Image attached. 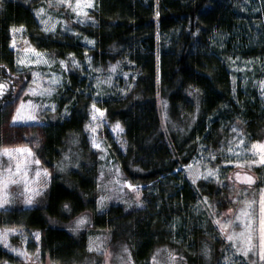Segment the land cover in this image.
I'll use <instances>...</instances> for the list:
<instances>
[{
    "label": "trees",
    "instance_id": "16d2710c",
    "mask_svg": "<svg viewBox=\"0 0 264 264\" xmlns=\"http://www.w3.org/2000/svg\"><path fill=\"white\" fill-rule=\"evenodd\" d=\"M42 1L2 0L0 7V82L7 84L0 96V146L31 147L49 173L47 187L29 206L24 196L14 195L12 206L0 212V229H16L14 238L26 240L31 253L39 248L41 261L82 263L86 233L74 234L68 224L88 215L90 228L109 231L112 243L126 244L135 263L146 264L159 246L182 252L185 242L173 240V224L183 220L179 234L187 235L195 253L183 250L178 263L204 264V254L213 252L219 258L223 238L210 243L216 229L210 219L201 225L194 216L197 193L179 167L198 158L200 143L219 141L216 131L232 113L249 122L248 130L262 121L259 104L238 102L230 86L231 58L264 56V32L257 44L246 40L253 17L244 0H95L92 22L75 21L70 30L55 33L39 26ZM256 17L264 18V3ZM17 34L57 64L68 61L56 110L46 111L36 125L7 124L31 81L30 71L15 63ZM84 37L93 44H84ZM86 61L105 74L113 68L97 98L86 92ZM93 103L108 124L119 122L124 130V150L109 133L107 144L121 180L142 186L140 205L118 197L106 212H96L102 152L85 134ZM63 108L69 114L61 117ZM2 262L22 260L0 244Z\"/></svg>",
    "mask_w": 264,
    "mask_h": 264
},
{
    "label": "rangeland",
    "instance_id": "374dc122",
    "mask_svg": "<svg viewBox=\"0 0 264 264\" xmlns=\"http://www.w3.org/2000/svg\"><path fill=\"white\" fill-rule=\"evenodd\" d=\"M70 3L74 6L76 0H70ZM263 3L264 0L243 1V7L253 17L247 25L250 30L246 37V40L253 44L258 43L262 38L261 33L264 32V18L258 21L256 17ZM94 5L95 0H93L92 6L87 7L85 15L84 12L78 14L74 7H70L64 0H43L37 5L36 18L39 26L47 33H55L58 30H70L72 22H92L90 11ZM41 8L44 9V12L37 15ZM46 28L49 30L46 31ZM15 37V45L12 43V49L15 52L16 63L20 68L30 71L31 81L25 90L24 96L26 95V98H22L18 102L7 124L9 126L36 125L46 115V111L51 110L54 112L56 110L54 97L58 89L63 85L64 71L68 61L61 60L64 61V64L60 62L57 64L48 53L38 50L26 39H22L19 34ZM89 41L87 37L83 38L84 44H93V42L90 43ZM25 49H28V51H25ZM37 52L40 53L39 56L36 55ZM20 59L25 60L26 63L23 65L18 64ZM70 59L71 61L73 60L71 56ZM32 60H38L39 63H28V61ZM86 64L85 75L88 80L86 92L87 94L93 93V96L97 98L101 94L103 86L110 84V80L113 78V68L108 69L107 74H105L89 61H86ZM228 67L230 70V86L232 94L234 97L236 96V100L238 102L240 99L249 103L256 102L259 104L260 110L263 111L260 126L256 130H248L247 125L249 122L243 120L242 116L232 113L231 119L228 118L223 121L221 127L216 131L219 141L212 143V146L200 143L197 146L198 158L193 159L189 166H180L179 170L182 171L197 193V202L193 210L194 216L201 225H204L205 221L210 219L216 229L209 238L210 243L223 238V243L219 250V258L216 255H212L214 252L211 254L205 253L204 264H213L214 262L219 264H264V260L260 259V223L264 219V212H262V209H264V165L253 163V161L259 159V154L252 151V143L254 141H264V89L261 88V82L264 81V56L249 59L241 57L231 58L228 62ZM33 73L36 75L34 76ZM29 89H34L35 91H29ZM21 101H24V108L21 114L35 115L38 117L36 120L25 119L15 124L12 122L11 118L16 114V108L20 106ZM28 101L32 102L31 105L28 104ZM93 112L94 109L91 107V117L87 123L89 127H85V134L92 146L94 139L101 144V148L98 149L102 152V164L98 177L100 197L96 212L103 213L107 211L109 204L114 199L121 197V200L131 204L137 203V196L136 190L129 188L121 180L119 171H117L118 167L113 161L110 147L107 144L106 136L109 133L113 142L124 150V130L117 129L115 127L117 123L108 124L105 119V112L102 117L97 113V118L93 119ZM68 114V110L64 109L60 115L63 117ZM225 116L228 117L229 114H225ZM92 127L96 128L95 133L92 132ZM120 128H122L121 125ZM241 140H243V144L240 143ZM4 148L31 147L25 145L0 146V180H3V183L0 184V197H4L8 201L6 204L0 205V212L12 206L15 194L24 196L26 203L27 198L31 195L26 189L40 188L48 179V175L44 174V169L40 164L36 163L32 148L31 154L13 151L11 157L3 151ZM226 161H231V163H226ZM18 163L23 169L22 173L15 172ZM9 169H11V173ZM210 169L215 172V175L210 174ZM237 172L241 173L242 176L245 174L252 176L254 181L247 183L244 180H237ZM194 176L197 177L195 183L193 182ZM141 188L142 186H138L140 196ZM127 190L133 197L126 192ZM210 194H212V197ZM205 197H207V200L204 199ZM29 205L26 203V206ZM86 216L85 226L78 231H72L75 227V220L68 224V229L74 234H79L82 231L86 233L88 255L82 263L55 262L49 257L41 261L40 252L35 249V253H31V247L26 245V240L21 243V241L19 242V240L14 238L17 235V231H14L7 234V243L0 240V244L8 248L14 255L19 256L22 262H2L0 264H136L132 252L126 244L112 243L109 231L90 228L89 216ZM189 217L187 216V218ZM182 225H184L183 220H176L173 224L175 238L173 240L177 241L176 239L179 240L180 238V241L183 239V242H185L184 249H181L182 252L179 253L177 249L173 248L168 249L166 246H159L151 253L149 259L145 261L146 264H179L178 261L185 256L183 250L191 255L195 253L189 246V242L187 243V235H185L184 239L179 234ZM3 230L0 229V232ZM240 233L244 235H237ZM249 234L252 237L251 248H249L247 240ZM229 235H233L234 239L228 240L227 237ZM35 242L39 246L38 240L35 239ZM90 244L99 247L101 250L90 251ZM125 248L128 249L127 252L124 251ZM13 249H18L19 253L26 251L29 255L27 257L23 256L17 251H13ZM237 249L241 250L238 251ZM243 250H248L247 256L244 255ZM153 257H155V260Z\"/></svg>",
    "mask_w": 264,
    "mask_h": 264
},
{
    "label": "snow or ice",
    "instance_id": "6c2138e0",
    "mask_svg": "<svg viewBox=\"0 0 264 264\" xmlns=\"http://www.w3.org/2000/svg\"><path fill=\"white\" fill-rule=\"evenodd\" d=\"M65 3L69 4L70 7H74V10L79 14L81 12H84V14L86 15V9L87 7L89 6H92V3H93V0H76V3L75 5H71L70 3V0H64ZM3 6V2L2 0H0V7ZM44 12V9L41 8L39 10V12L37 13V15H40V13H43ZM159 13H157L158 15ZM91 19V18H90ZM46 23V22H45ZM23 27V25H21V28ZM46 31L49 30V29H45ZM13 31H15V29H13ZM90 43H92L93 41H89ZM13 45H15V40L12 41ZM32 51H36L35 49H31ZM25 51H28V49H25ZM37 56L40 55L39 52L36 53ZM70 56H72L73 54H69ZM25 60L23 59H20L18 60V64L20 65H23L25 64ZM28 63H39L38 60H32V61H28ZM61 64H64V61H60ZM72 63L73 65H76L78 62L73 59L72 60ZM33 75L35 76L36 74L33 73ZM261 88L264 89V81L261 82ZM5 91H7V84L4 83V82H0V94H3ZM29 91H35L34 89H29ZM31 101H28V104L31 105ZM93 109H94V112L92 113V116H93V119H96V114L99 113L100 116L102 117L104 115V110L103 109H100L96 106L95 103L92 104L91 106ZM24 108V101H21L20 103V106L16 108V114L12 116V122L15 124L16 122L18 121H23L25 119H30V120H36L38 117L35 116V115H22V110ZM86 128L89 127V125H86L85 126ZM117 129H120L121 131L123 130L122 128H120V125H119V122H117L116 126H115ZM92 132L95 133L96 132V128L95 127H92ZM241 144H243V140L240 141ZM93 147L99 149L101 148V144L100 143H97L95 141V139L93 140ZM4 152H6L10 157L12 155V152L15 151V152H27L28 154H31L32 153V150L31 148H16V149H8V148H4L3 149ZM229 151H231V149H229ZM252 151L254 153H257L259 154V159L256 160V161H253V163L255 164H262L264 165V141H254L252 143ZM215 158V157H213ZM36 163L39 164V160H36ZM226 163H231V161H226ZM118 171V169H117ZM9 172L11 173V169H9ZM15 172L16 173H22L23 172V169L21 168L20 164L18 163L17 166H16V169H15ZM210 174L211 175H215V172L212 171L211 169L209 170ZM44 174L47 176L49 175L48 173V170L47 169H44ZM197 177L194 176L193 177V182L195 183V179ZM236 179L237 180H244L246 181L247 183H252L254 181V178L252 176H249L247 174L245 175H241V173L237 172L236 173ZM12 182H15V181H12ZM3 183V180H0V184ZM124 184H127V186L129 188H133L136 190V196H137V204H141L142 202L139 200V196H140V192L138 190V186L136 185H133L131 184L129 181L125 180L124 181ZM47 187V184L45 183L43 186H41L40 188H37V189H26L28 192L31 193V195L27 198L26 200V203L28 204H32L33 203V199L36 195H39L44 188ZM205 200H207V197L204 198ZM8 201L6 198L4 197H0V205H3V204H6ZM65 209L71 211V209L69 208V205L68 204H65L63 206ZM231 211V210H229ZM262 212H264V209H262ZM86 220H87V216L86 215H81L79 216L76 220H75V227L72 229V231H78L80 228L84 227L85 226V223H86ZM219 222V221H218ZM260 228H261V240H260V244H261V248H260V259L264 260V219L261 220V223H260ZM16 231V229H4L2 232H0V240H3L5 243H7V234L9 232H14ZM237 235H240V236H243L244 234L243 233H240V234H237ZM35 238L36 240H39L40 239V233L37 231L35 233ZM228 240H233L234 237L233 235H229L228 237ZM247 240L249 242V248H251V240H252V237H251V234H249L247 236ZM89 250H96V251H100L101 249L99 247H95L93 245H89ZM238 251H240L241 249H237ZM13 251H17L19 253V250L18 249H13ZM125 252L128 251L127 248L124 249ZM244 251V255H248V250H243ZM37 252H39V248H37ZM23 256H28L29 254L25 251L23 253H19ZM153 259L155 260V257H153Z\"/></svg>",
    "mask_w": 264,
    "mask_h": 264
},
{
    "label": "water",
    "instance_id": "95a60500",
    "mask_svg": "<svg viewBox=\"0 0 264 264\" xmlns=\"http://www.w3.org/2000/svg\"><path fill=\"white\" fill-rule=\"evenodd\" d=\"M187 166H189V165H187Z\"/></svg>",
    "mask_w": 264,
    "mask_h": 264
},
{
    "label": "flooded vegetation",
    "instance_id": "af4514ba",
    "mask_svg": "<svg viewBox=\"0 0 264 264\" xmlns=\"http://www.w3.org/2000/svg\"><path fill=\"white\" fill-rule=\"evenodd\" d=\"M236 171V170H235Z\"/></svg>",
    "mask_w": 264,
    "mask_h": 264
}]
</instances>
